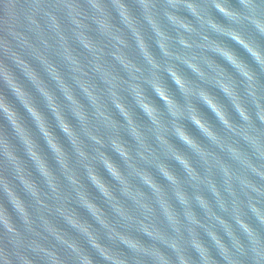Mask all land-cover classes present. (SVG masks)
I'll use <instances>...</instances> for the list:
<instances>
[{
  "label": "clouds",
  "instance_id": "1",
  "mask_svg": "<svg viewBox=\"0 0 264 264\" xmlns=\"http://www.w3.org/2000/svg\"><path fill=\"white\" fill-rule=\"evenodd\" d=\"M0 119V264H264V0H0Z\"/></svg>",
  "mask_w": 264,
  "mask_h": 264
},
{
  "label": "water",
  "instance_id": "2",
  "mask_svg": "<svg viewBox=\"0 0 264 264\" xmlns=\"http://www.w3.org/2000/svg\"><path fill=\"white\" fill-rule=\"evenodd\" d=\"M5 92L8 94L9 99L12 100L13 103H16V107H17L18 110L21 112V114L25 117V121H26L27 125H28L29 127H31V128L33 129V131L35 132V126L33 125V123H32V121H31L30 117H28L27 113H26V112L24 111V109L19 105V103L15 101V98L12 97L11 93H8V92H7V89H6V88H5ZM37 99H39V97H37ZM41 107L43 108V105H41ZM44 111L47 112L46 109H44ZM204 111L208 112V110H207L206 108L204 109ZM208 115H209L210 117H212V114H211L210 112H208ZM48 116H49V120L52 121V123L54 124V120L52 119L50 113L48 114ZM0 122L4 123V124L6 125V121H2V119H0ZM189 127H192V126L189 125ZM192 130H193L194 132L196 131L194 127L192 128ZM56 131H57V135L60 136L61 140H64L63 134L60 132V130H59V129H56ZM37 136H38V134H37ZM38 138H39V137H38ZM65 143H66V141H65ZM40 144H41L42 149L47 153V152H48L47 146H46V144L44 143V141H43L42 139H40ZM21 152H22V150H21ZM48 155H49V159H50V162H51V154L48 153ZM53 163H54V161H53ZM105 175H106V174H105Z\"/></svg>",
  "mask_w": 264,
  "mask_h": 264
}]
</instances>
